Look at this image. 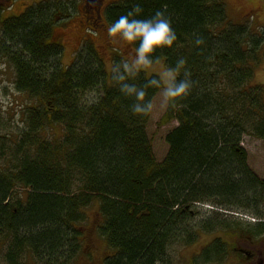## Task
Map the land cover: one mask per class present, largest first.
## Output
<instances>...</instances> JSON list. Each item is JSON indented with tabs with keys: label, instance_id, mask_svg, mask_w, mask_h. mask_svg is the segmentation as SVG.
Listing matches in <instances>:
<instances>
[{
	"label": "trees",
	"instance_id": "1",
	"mask_svg": "<svg viewBox=\"0 0 264 264\" xmlns=\"http://www.w3.org/2000/svg\"><path fill=\"white\" fill-rule=\"evenodd\" d=\"M137 3L142 18L164 11L178 37L154 61L169 69L183 57L191 74L188 94L168 102L166 119L178 125L165 135L160 162L146 130L150 110L133 112L135 96L121 92L122 83H135L152 102L162 84L150 81L158 76L127 73L115 61L108 84L88 42L63 66V47L52 36L54 16L68 13L60 3L34 2L0 18V64L13 70L14 90L26 97L16 139L0 132L5 264H24L28 254L37 264H68L79 254V224L91 206L113 252L103 264H161L171 245L230 228L217 213L190 225L188 209L200 204L249 214L264 226V179L241 146L244 136L264 141V86L253 84L264 33L230 22L225 0H119L104 10L107 26ZM122 73L127 81L119 80ZM183 74L182 68L178 78ZM92 92L97 96L87 101ZM54 126L61 135L51 139ZM205 252L227 256L222 238Z\"/></svg>",
	"mask_w": 264,
	"mask_h": 264
},
{
	"label": "rangeland",
	"instance_id": "2",
	"mask_svg": "<svg viewBox=\"0 0 264 264\" xmlns=\"http://www.w3.org/2000/svg\"><path fill=\"white\" fill-rule=\"evenodd\" d=\"M54 1L61 4L60 9L66 6L68 13L63 16L57 13L54 16L53 40H58L63 52L61 64L68 66L73 62L74 57L83 48L86 42L93 45L104 70L107 74L106 81L109 84L111 71L117 62L130 61L134 56V48L124 42L117 41L108 33V26L104 19L106 6L119 0H0V18L17 16L34 2ZM227 18L235 24H244L252 32L264 33V0H225ZM68 14V15H67ZM87 17L93 21L94 29L88 26ZM91 30V31H90ZM87 44V43H86ZM263 58L260 64L255 67L253 84L264 86V46L260 53ZM147 76L156 75L162 78L168 70L162 61H154L151 66L140 68ZM139 70V69H138ZM13 70L3 63L0 64V132L1 134L11 131L12 139L15 140L19 130L22 129V105L26 97L14 90ZM97 96L95 92L87 95V101ZM169 100L163 95V84L160 91L151 102L150 117L147 124V134L152 141L153 152L157 162H160L166 155L168 146L165 142V135L178 125L175 120H167L165 112ZM49 138H59L61 131L58 126L53 127ZM241 146L247 153L249 168L260 178L264 179V141L249 136H244ZM191 220L190 225L201 222L203 219L218 214V218L227 219L229 229H221L212 234H202L197 241L191 245L173 244L167 249L165 261L161 264H222V260H216L213 255L205 252L212 240L227 238L223 233L233 228H245L247 224L258 222L249 214L228 211H215L209 205H197L188 209ZM85 220L79 224L83 230V239L79 254L73 257L68 264H103L104 260L113 254L105 239L100 235L98 226L102 217L96 206H91L85 211ZM264 224V221H263ZM228 228V227H227ZM264 228V227H263ZM5 246L0 243V264L4 263ZM218 262V263H217ZM24 264H37L36 261L27 255ZM226 264V263H223Z\"/></svg>",
	"mask_w": 264,
	"mask_h": 264
},
{
	"label": "clouds",
	"instance_id": "3",
	"mask_svg": "<svg viewBox=\"0 0 264 264\" xmlns=\"http://www.w3.org/2000/svg\"><path fill=\"white\" fill-rule=\"evenodd\" d=\"M142 5L137 3L134 8L126 14L121 15L108 26V33L115 37L117 41L124 42L134 48V56L130 61L124 62V69L127 73L134 74L142 67L151 66L156 57L154 54L158 50L172 48L178 37L172 26L169 16L162 10L147 18H142ZM197 44L203 43L201 39L196 40ZM187 61L183 57L176 61L173 68H169L162 78H153L150 83L153 85L163 84V95L169 101L188 94L192 81L190 72L184 68ZM184 69V78H178L180 69ZM128 76L121 74L120 81H127ZM121 92L136 98V103L132 105L135 113H147L151 109V102H144L146 91L144 87H138L135 83L124 82L121 84Z\"/></svg>",
	"mask_w": 264,
	"mask_h": 264
},
{
	"label": "flooded vegetation",
	"instance_id": "4",
	"mask_svg": "<svg viewBox=\"0 0 264 264\" xmlns=\"http://www.w3.org/2000/svg\"><path fill=\"white\" fill-rule=\"evenodd\" d=\"M263 227L258 221L247 224L245 228L224 231L223 237L227 239L222 241L226 245L227 256L222 258L215 256L216 260H222L221 263L226 264H264Z\"/></svg>",
	"mask_w": 264,
	"mask_h": 264
}]
</instances>
